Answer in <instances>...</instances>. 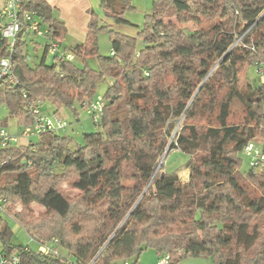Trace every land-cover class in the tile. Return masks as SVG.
Returning a JSON list of instances; mask_svg holds the SVG:
<instances>
[{
  "label": "trees",
  "instance_id": "16d2710c",
  "mask_svg": "<svg viewBox=\"0 0 264 264\" xmlns=\"http://www.w3.org/2000/svg\"><path fill=\"white\" fill-rule=\"evenodd\" d=\"M25 2L22 11L36 13L61 44L65 27L49 4ZM129 2L100 0V6L105 18L128 24ZM152 5L138 34L140 50L136 39L100 26L94 13L84 43L71 50L80 64L46 65L43 58L31 67L24 39L15 46L17 84L0 82V105L19 127L33 124L23 94L76 118L75 105L85 111L98 84L112 80L94 124L99 130L84 134L82 145L72 150L66 135L46 133L37 143L0 151V162L9 158L0 165V194L8 209L21 206L14 221L37 245L56 239L60 250L57 258L36 254V247L23 251L0 218V250L19 264H141L146 250L168 255L171 264L201 256L211 264H264V178L238 170L249 143L264 152V84L239 81L244 66L264 68V0ZM179 24L201 30L186 34ZM100 33L108 34L112 55H99ZM6 55L0 37V58ZM233 103L242 108L236 121ZM167 148L188 156L187 183L179 180L180 169L153 176ZM63 182L77 194L67 196ZM32 203L44 209L40 216L32 215Z\"/></svg>",
  "mask_w": 264,
  "mask_h": 264
},
{
  "label": "rangeland",
  "instance_id": "374dc122",
  "mask_svg": "<svg viewBox=\"0 0 264 264\" xmlns=\"http://www.w3.org/2000/svg\"><path fill=\"white\" fill-rule=\"evenodd\" d=\"M59 6L64 4L65 11L70 13L71 11L76 10V12L79 10V12L82 13L83 7H92L93 13L95 15L96 21L99 23L100 26L108 25L111 26V30L122 34L124 36L136 39V50H140L142 48V39L139 38L138 34L142 31L143 25L145 22V16L148 15L151 12L152 4L155 0H130L129 7L123 14L124 20L128 24H116L113 19L105 18L104 12L102 7L100 6V3L98 0H58ZM52 5V4H51ZM55 6V5H53ZM58 7V6H56ZM171 21L175 23L174 18L171 19ZM167 22V21H165ZM209 27L208 23H205L201 26V28L207 29ZM179 28L184 32L188 34L195 33L199 30H201L200 26L196 24H186L182 25L179 24ZM239 41V40H238ZM238 41L236 43H238ZM29 47V46H28ZM30 48V47H29ZM98 52L101 56H109L111 55V45L109 36L106 33H100L98 35ZM75 64H80L77 60L74 61ZM89 66L91 68L95 67V61H89ZM239 81L242 86H245L248 82L249 85L253 88H258L264 84V68L261 67H247L244 66L239 74ZM112 83V80L106 79L103 82L98 84L97 90H96V96H103L105 90L107 89V86ZM76 109L79 111V107L77 105ZM79 121L76 120V118L69 112L68 117L64 119L67 124V129L65 131V134L71 141L70 148L74 150L78 146L83 144V135L86 134H93L96 133L99 129L98 126L96 127L91 119L88 117V115L85 113V111H80L79 113ZM242 115V108L238 103H233L232 105V120L236 121L238 118H240ZM115 117L122 118L121 115L115 114ZM0 122H2L3 126L6 127L10 132L17 133L19 126L17 125V121L14 117H11L9 115V112L7 108L3 105H0ZM39 141V137H32L31 142L37 143ZM22 147V146H20ZM24 147V146H23ZM188 159V156L178 152V151H169L167 148L165 154L161 157L159 161V168L157 169L156 174L163 175L164 172L171 173L173 170L180 169L177 176L179 180L182 182V180H185L188 174L189 179V170L184 169V164L186 163ZM239 172L241 174H244L249 171L248 166V158L244 155L243 152L239 154ZM62 169L59 165H54L52 172L54 175H60L62 173ZM257 175V174H256ZM188 182V181H187ZM182 182V183H187ZM61 189L64 191V193L69 196L73 197L77 194V191L72 190L69 186H67L66 183H61ZM145 193V191H144ZM143 196H140L132 206L134 208L141 200ZM21 209V206L19 204H15L14 206H11L10 209L7 208V211L9 215L14 217V214L19 212ZM30 210L32 212V215L34 217L40 216L44 209L37 205V204H31ZM127 216L125 217V219ZM7 220V226L10 233H11V239L12 243L15 245H27L29 248L34 249L35 245L32 244L30 240L33 242L37 240H34V238H31L26 232H23V228L21 229V226H17L15 221ZM124 221V220H123ZM37 244V243H36ZM0 248H1V242H0ZM156 255L153 250H146L144 251L141 256L139 257V262L141 264H156ZM184 264H205L204 261L199 260V258H193L189 257L183 260Z\"/></svg>",
  "mask_w": 264,
  "mask_h": 264
},
{
  "label": "built area",
  "instance_id": "2783aa9c",
  "mask_svg": "<svg viewBox=\"0 0 264 264\" xmlns=\"http://www.w3.org/2000/svg\"><path fill=\"white\" fill-rule=\"evenodd\" d=\"M26 5L25 0H5L4 6L0 11V37L7 46V55L0 58V82H8L14 86L17 84L16 78L12 74L13 50L21 38L33 36L44 39L45 50L53 58L54 63L75 61L74 54L63 48L60 43L53 41L47 28L40 23V18L36 13L22 11ZM112 55V53H111ZM147 76V72H144ZM25 99L24 109L33 118V124L22 127L18 134L11 133L6 127L0 124V151L12 148H19L21 139L29 141L32 137H39L42 134L64 135L67 124L64 118L47 113L44 104L38 100L28 99L27 94L22 95ZM85 112L93 124H98L101 120L104 101L101 96L84 103ZM242 152L248 158L249 170L264 178V152L254 143H249ZM9 161V158L1 160L0 165ZM6 198L0 194V216L12 220L7 211ZM58 241L52 239L48 243L38 244L36 254L57 258L60 256V250L57 247ZM23 251L30 248L23 245ZM0 264H19L17 256H7L0 250ZM65 264H72L69 260ZM128 264V263H124ZM156 264H171L168 255H162L157 258Z\"/></svg>",
  "mask_w": 264,
  "mask_h": 264
},
{
  "label": "crops",
  "instance_id": "0c3cea01",
  "mask_svg": "<svg viewBox=\"0 0 264 264\" xmlns=\"http://www.w3.org/2000/svg\"><path fill=\"white\" fill-rule=\"evenodd\" d=\"M46 1L51 9L53 10V15L63 22L65 27V37L63 42L61 43V46L69 51L72 50L76 45L83 44L86 38L87 33V24L91 18V13H93L92 7L87 8L86 6L83 7L82 13L79 12V10L76 12V10L71 11L70 13L65 11L64 4L59 6L58 0H44ZM100 3V0H98ZM5 0H0V11L2 10L4 6ZM52 4V5H51ZM55 5V6H53ZM58 6V7H56ZM128 22V21H127ZM129 23V22H128ZM25 41V50L24 53L28 56L27 60L31 67L40 64L41 60L44 58V62L46 65H50L51 63H54L53 58L47 54L44 39L42 38H36L33 36L25 37L23 38ZM30 48H29V47ZM111 51V50H110ZM44 109L47 113H54L55 115H58L59 117H62L64 119L69 118L68 113L69 111L66 109H60L57 110L56 107L51 106L50 104L43 103ZM81 110H77L78 116L76 117V120L79 121V113ZM86 113V112H85ZM87 114V113H86ZM1 125L2 122H0ZM22 127H19L17 133L21 131ZM12 133V132H11ZM31 142V139L29 141L21 139L19 141V146H27ZM186 179L182 180V182L188 181V174L186 175ZM1 220L4 221L7 224L6 218L0 216ZM14 221V220H12ZM17 224V223H16ZM17 226H19L17 224ZM22 229V228H21ZM23 230V229H22ZM23 232H25L23 230ZM32 244L35 245L36 249L38 248V245L30 240ZM23 246V245H21ZM1 249V248H0ZM199 260H202L205 262V264H211V261L209 258L201 256L198 257ZM157 259V257H156ZM180 264H184V262H181Z\"/></svg>",
  "mask_w": 264,
  "mask_h": 264
},
{
  "label": "water",
  "instance_id": "95a60500",
  "mask_svg": "<svg viewBox=\"0 0 264 264\" xmlns=\"http://www.w3.org/2000/svg\"><path fill=\"white\" fill-rule=\"evenodd\" d=\"M159 166H160V164H158V166H156V167H157V169L159 168ZM157 169H156V171H157ZM156 171H155V173H156ZM155 173H154V174H155ZM153 176H154V175H153ZM90 264H91V263H90Z\"/></svg>",
  "mask_w": 264,
  "mask_h": 264
}]
</instances>
